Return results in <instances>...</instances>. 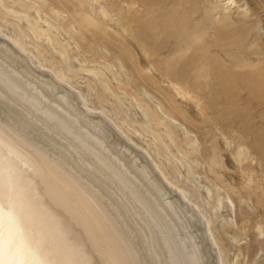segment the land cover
Returning <instances> with one entry per match:
<instances>
[{"label": "bare ground", "instance_id": "1", "mask_svg": "<svg viewBox=\"0 0 264 264\" xmlns=\"http://www.w3.org/2000/svg\"><path fill=\"white\" fill-rule=\"evenodd\" d=\"M216 2L215 15L235 8L247 20L245 37L258 28L246 24L247 4ZM169 19L156 0H0V264H255L264 255L261 240L240 259L248 234L264 237L255 213L264 146L229 128L172 61L205 49L189 29L161 57L152 39Z\"/></svg>", "mask_w": 264, "mask_h": 264}, {"label": "rangeland", "instance_id": "2", "mask_svg": "<svg viewBox=\"0 0 264 264\" xmlns=\"http://www.w3.org/2000/svg\"><path fill=\"white\" fill-rule=\"evenodd\" d=\"M156 1L159 11L165 17H169L174 21V25L172 23L168 26L169 30L166 31V34L159 37V39H152V42L157 45L160 44L161 57L167 56L165 54L166 50L172 48L173 38H171V35L181 34L184 28L189 29L194 36L190 39L198 47H204L205 49L199 51L196 47H192L193 49L188 50L184 55H172V58L174 57L172 61L180 65L182 73L189 76V79H196L199 82L202 87L200 94L206 99V102L213 103L218 111L224 114L229 128L246 132L253 140L264 146V0H240L241 2L235 0V2L238 1L236 5H248L246 7L251 11L252 20L246 24L250 26V29L255 28L260 23V26L257 25L258 28H255L252 34L247 37H245L244 31L246 28L243 27V21L247 22V20L242 19V16L235 13V8L230 10V12L224 9L223 12L221 11L222 13L220 12V16L215 15L213 8L217 5L216 1L218 0ZM257 31L260 32L258 33ZM260 37L263 45L257 47V44L255 45L253 41L259 40ZM252 44L254 45L253 48ZM129 49L140 60L141 68L144 70L150 69V74H153L150 63L141 55L136 46L130 45ZM254 49L258 51L256 52ZM249 56L251 58H248ZM197 63L198 65H196ZM237 65L240 68H237ZM156 78L161 89L173 95V92L167 86V82L160 76H156ZM182 107L197 121V111L194 107L185 103L182 104ZM225 129L223 127L221 131L227 133ZM192 131L200 138V130L192 129ZM234 134L235 131L232 135ZM250 140L248 139V142ZM56 142L61 143L62 140H57ZM205 146L208 145L202 143V148ZM134 148L138 149L137 147ZM263 173L264 170L261 171L259 169L257 171L259 180L262 178ZM224 175L225 179L230 181L229 173L224 172ZM195 179L193 181V177H191L190 181L192 184L188 183L192 188L198 184V178ZM201 180L199 179L200 182H205ZM184 182L186 183V180ZM262 184L264 185V180ZM231 198L236 203V220H239L240 211L236 202L237 197L236 195H231ZM250 204H252V200ZM256 212H263L264 215V209L262 208ZM226 240L224 244L230 248V257H233L232 254L235 252V247L229 240L228 242ZM261 240H264V237L257 236L252 232L248 234L246 241L241 242V261H250L255 257L258 252V243ZM256 259L257 263L255 264H261L264 260V255L259 253Z\"/></svg>", "mask_w": 264, "mask_h": 264}]
</instances>
